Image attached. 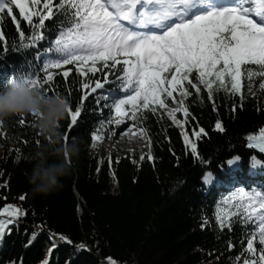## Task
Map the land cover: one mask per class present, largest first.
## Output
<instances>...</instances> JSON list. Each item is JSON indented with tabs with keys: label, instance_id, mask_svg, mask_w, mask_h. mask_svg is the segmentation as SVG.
<instances>
[{
	"label": "trees",
	"instance_id": "16d2710c",
	"mask_svg": "<svg viewBox=\"0 0 264 264\" xmlns=\"http://www.w3.org/2000/svg\"><path fill=\"white\" fill-rule=\"evenodd\" d=\"M13 14L30 35L32 29L14 6ZM63 19L57 16L47 21L46 39L29 48L19 47L16 25L11 18L4 19L7 51L0 42V85L10 76L19 78L41 68L44 50ZM80 88L81 78L74 71L67 81L61 75L55 77V90L67 97L73 109L80 103ZM103 91L111 97L122 94L117 83L106 85ZM190 91L193 95L186 103L195 119L189 117L184 129L190 139H195L194 128L207 132L197 141L199 159L185 148L182 129L161 110L157 115L146 113L144 121L152 160L147 159L148 145L144 154L110 155L109 160L104 144L91 147L97 122L111 112L109 102L101 100V116L90 96L70 135L69 116L61 122L68 141L80 137L85 143L72 161V174L62 180L64 188L47 196H33L27 177L32 168L29 158L49 139L32 126L35 117L31 114L0 120V208L12 204L27 211L0 240V264H43L46 259L49 264H110V260L114 264H236L246 230L240 223L231 230L221 229L215 216L218 206L221 214L227 210L223 202L239 188L264 189V166H253L250 160L254 155L264 160V154L248 148L246 141L247 135L264 127V92L256 87L253 95L245 89L243 100L219 92L214 110L206 91L202 89V98L194 89ZM21 116L26 125L19 123ZM177 119L184 117L177 113ZM217 120L223 132L215 130ZM237 156L240 160L234 161L235 166L226 163ZM207 172L213 180L205 184L202 178ZM22 195L23 201L19 200ZM204 221L208 223L202 227ZM33 233H37L35 240ZM50 234H63L72 243L58 242L49 256ZM229 243L235 247L229 249Z\"/></svg>",
	"mask_w": 264,
	"mask_h": 264
},
{
	"label": "snow or ice",
	"instance_id": "6c2138e0",
	"mask_svg": "<svg viewBox=\"0 0 264 264\" xmlns=\"http://www.w3.org/2000/svg\"><path fill=\"white\" fill-rule=\"evenodd\" d=\"M13 6L32 29L30 35L20 28ZM57 16L64 19L44 50L41 68L19 78L49 95L60 94L55 90L57 75L67 81L74 71L81 78L80 103L75 109L71 105L68 108L69 135L90 96L101 116V99L108 101L111 112L108 118L97 122L91 133L92 148L102 143L106 135L118 137L117 129L119 137L136 129L147 138V159L152 160L144 121L146 113L157 115L163 110L162 114L182 129L185 148L199 159L197 141L207 132L203 127L194 128L191 135L195 139H190L184 129L189 117L195 119L186 103L193 95L190 89L200 98L202 89L206 91L214 110V97L219 92L239 95L241 100L245 89L253 95L256 87L264 92V0H0L3 51H7L2 30L5 18H11L16 25L19 47L29 48L38 47L46 39V22ZM41 55L37 53V60ZM68 65L74 69H65ZM110 83H117L120 96L104 94ZM177 113H182L184 119H177ZM19 123L27 124L23 116ZM215 130H225L220 120L216 121ZM64 140L67 143L68 135ZM246 141L248 148L264 154V127L247 135ZM108 158L111 160L110 155ZM239 160L237 156L226 163L233 165ZM250 160L253 166H264V160L255 155ZM202 179L205 184L211 183L213 175L207 172ZM25 198L22 195L19 200ZM223 203L227 210L221 214L218 206L215 216L221 229L231 230L240 223L246 230L236 264H264V189L239 188ZM26 215L27 211L17 205L0 208V240L11 231L10 225ZM207 223L204 221L202 227ZM36 236L33 233L32 240ZM49 239V256L58 242L72 243L63 234H50ZM234 247L229 243V249ZM43 264L49 261L46 259ZM110 264L114 262L110 260Z\"/></svg>",
	"mask_w": 264,
	"mask_h": 264
},
{
	"label": "clouds",
	"instance_id": "9594fccd",
	"mask_svg": "<svg viewBox=\"0 0 264 264\" xmlns=\"http://www.w3.org/2000/svg\"><path fill=\"white\" fill-rule=\"evenodd\" d=\"M69 105L62 94H46L21 78L10 76L0 85V120L31 114L37 131L49 139L29 158L32 168L27 179L33 196H47L64 188L62 180L72 174V161L79 157L85 143L80 137H72L67 143L64 140L61 122L67 117ZM139 142L140 137L131 134L120 141L125 150L139 146Z\"/></svg>",
	"mask_w": 264,
	"mask_h": 264
},
{
	"label": "rangeland",
	"instance_id": "374dc122",
	"mask_svg": "<svg viewBox=\"0 0 264 264\" xmlns=\"http://www.w3.org/2000/svg\"><path fill=\"white\" fill-rule=\"evenodd\" d=\"M180 114H182V113H180ZM112 128L115 129L114 124L112 125ZM117 132H118V137H119V130L118 129H117ZM133 132H135V135H133ZM129 134H131L132 136H139L140 142H139V146L133 145L131 150H125V147L122 146L120 141L123 138L128 137ZM118 137L109 138L106 135L105 139L101 143V144L105 145L106 150L109 153V155H112L115 157H118V156L121 157V156H126L129 153L130 154L138 153L141 155V154H144L146 152V146H147L146 138L136 129H133L132 132H129L126 137H119V138ZM235 165H236V162H233V165H231V166H235ZM231 264H234V262H232Z\"/></svg>",
	"mask_w": 264,
	"mask_h": 264
}]
</instances>
